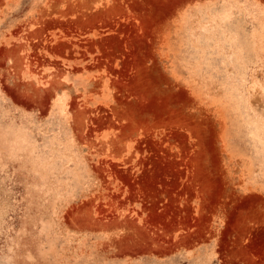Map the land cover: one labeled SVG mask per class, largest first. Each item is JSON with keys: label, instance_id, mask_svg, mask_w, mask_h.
I'll return each instance as SVG.
<instances>
[{"label": "rangeland", "instance_id": "obj_1", "mask_svg": "<svg viewBox=\"0 0 264 264\" xmlns=\"http://www.w3.org/2000/svg\"><path fill=\"white\" fill-rule=\"evenodd\" d=\"M0 264H264V0H0Z\"/></svg>", "mask_w": 264, "mask_h": 264}]
</instances>
